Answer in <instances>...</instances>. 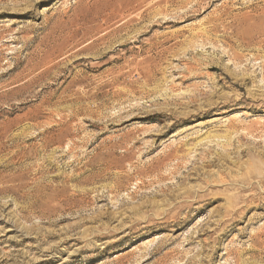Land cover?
Here are the masks:
<instances>
[{"label":"rangeland","instance_id":"374dc122","mask_svg":"<svg viewBox=\"0 0 264 264\" xmlns=\"http://www.w3.org/2000/svg\"><path fill=\"white\" fill-rule=\"evenodd\" d=\"M0 264H264V0H0Z\"/></svg>","mask_w":264,"mask_h":264},{"label":"bare ground","instance_id":"6f19581e","mask_svg":"<svg viewBox=\"0 0 264 264\" xmlns=\"http://www.w3.org/2000/svg\"><path fill=\"white\" fill-rule=\"evenodd\" d=\"M24 159V158H23Z\"/></svg>","mask_w":264,"mask_h":264}]
</instances>
